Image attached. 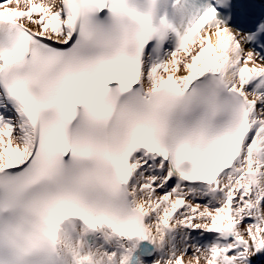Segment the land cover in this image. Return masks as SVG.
<instances>
[{
    "label": "snow or ice",
    "instance_id": "1",
    "mask_svg": "<svg viewBox=\"0 0 264 264\" xmlns=\"http://www.w3.org/2000/svg\"><path fill=\"white\" fill-rule=\"evenodd\" d=\"M228 3L0 0V264H129L85 256L105 227L216 234L155 264H264V20Z\"/></svg>",
    "mask_w": 264,
    "mask_h": 264
},
{
    "label": "bare ground",
    "instance_id": "2",
    "mask_svg": "<svg viewBox=\"0 0 264 264\" xmlns=\"http://www.w3.org/2000/svg\"><path fill=\"white\" fill-rule=\"evenodd\" d=\"M81 229L84 227L83 222H80ZM86 242L85 251H97L99 253L106 252L109 254L116 253L117 260L125 254L126 248H131L135 245V250L132 253L129 264H155L158 259H167L170 252H182L187 246V253L191 255L193 249L190 244L199 243L202 246L212 244L216 240V234L201 233V230H192L189 228H177L168 233L166 242L163 248H158L151 241H127L111 234V230L106 227L99 231L89 232L84 235Z\"/></svg>",
    "mask_w": 264,
    "mask_h": 264
},
{
    "label": "clouds",
    "instance_id": "3",
    "mask_svg": "<svg viewBox=\"0 0 264 264\" xmlns=\"http://www.w3.org/2000/svg\"><path fill=\"white\" fill-rule=\"evenodd\" d=\"M96 231H99V230H96ZM204 255H207V253H204ZM85 256L86 257H96L97 256V252L93 251V250H90V251L85 253ZM189 264H191V258L189 259Z\"/></svg>",
    "mask_w": 264,
    "mask_h": 264
},
{
    "label": "rangeland",
    "instance_id": "4",
    "mask_svg": "<svg viewBox=\"0 0 264 264\" xmlns=\"http://www.w3.org/2000/svg\"><path fill=\"white\" fill-rule=\"evenodd\" d=\"M190 245H197V246H199V247H204V246H202L201 244H199V243H191ZM193 249V248H192Z\"/></svg>",
    "mask_w": 264,
    "mask_h": 264
}]
</instances>
